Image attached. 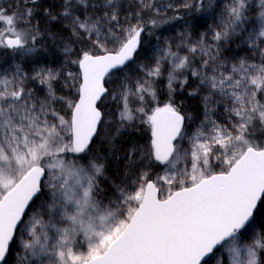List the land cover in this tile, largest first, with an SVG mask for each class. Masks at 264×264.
Returning <instances> with one entry per match:
<instances>
[{
	"label": "snow or ice",
	"instance_id": "6c2138e0",
	"mask_svg": "<svg viewBox=\"0 0 264 264\" xmlns=\"http://www.w3.org/2000/svg\"><path fill=\"white\" fill-rule=\"evenodd\" d=\"M41 7L0 0V52L38 51ZM218 7L62 0L59 11L44 10L45 21L69 31L63 53L75 68L0 72V264L13 249L17 264H264V140L255 135L264 136V0L258 31L242 27L249 0H227L199 39L185 22L179 39L157 36L151 57L138 62L145 38L181 19L180 10ZM233 37L259 62L224 55ZM57 80L67 94L57 95ZM185 91L204 110L191 134L176 100ZM108 100L118 128L138 122L150 133L143 148L129 150L132 175L111 196L101 189L103 164L87 156ZM217 108L223 120L213 118ZM154 165L163 170L153 178Z\"/></svg>",
	"mask_w": 264,
	"mask_h": 264
},
{
	"label": "trees",
	"instance_id": "16d2710c",
	"mask_svg": "<svg viewBox=\"0 0 264 264\" xmlns=\"http://www.w3.org/2000/svg\"><path fill=\"white\" fill-rule=\"evenodd\" d=\"M211 1L213 0H205L206 4ZM250 1L251 2H249V4L252 5V7H250L248 10V18L252 20L256 17L257 10L255 8V5L258 0ZM158 2L165 3L166 0L165 2L164 0H158ZM40 3L42 7L40 9V14L36 18L37 22L41 26V36L39 38V43L37 44L38 51L29 58H24L22 60L18 58L14 59L16 61L14 63V67L16 64H19L26 75H34L37 69L40 67L39 65H45L51 68L58 67L60 70L64 67H67L69 70H72V68H75V66L66 64V57L61 56L58 53V46L60 43L67 41L68 36L70 35L69 31L58 22L49 23L43 19L44 10L51 9L54 12L59 11V5L62 3V0H40ZM215 5L216 3L214 4V6ZM125 10H127V3L125 4ZM208 11L210 10L206 9L202 12L190 13L187 9H182L179 13L182 16L181 19L169 20L167 23L161 24V26L155 30V35H162L166 30H169L173 27V23L188 21L189 24L194 25L192 29L191 39H199L202 33L208 31V26L213 22V19L211 20L213 14L208 17L204 16V14ZM169 13L170 14L168 15L171 16L172 12ZM171 37L178 39L175 35H171ZM152 42L153 40H144L142 51L139 54L138 62H144L146 57H151L153 51H151V49L148 50L146 46L151 44ZM78 47L80 46L74 45V48ZM225 53L229 57L235 56L238 58L250 59L252 61L259 60V55L257 52L249 49L247 50L243 43H241L239 40L237 41V39H235L233 43L230 42L225 45ZM1 54L5 59H9L12 56L11 53L4 54L1 52ZM25 61H32V64L26 65ZM28 86L39 93L41 96L45 94L43 86L38 82L28 81ZM192 87H195V85L192 84V86L188 88V91H191ZM54 88L56 89L57 95H65L69 91V89L61 88V84L60 82H58V80L54 82ZM162 92L164 93L163 90ZM179 94L180 95L176 97L177 104L185 114L187 123L192 116L194 119L198 120L199 116L201 115L200 98L188 96L187 91L180 92ZM164 98H166V96L162 95V99ZM104 108L105 106L103 105V113L105 112ZM213 117L214 119L215 117H219V119L223 120L224 115L221 109L219 110V112H215ZM115 132L116 128L111 126L108 130L106 138H104L106 139L105 141L100 139L101 136L99 135L96 138L95 142L90 146L92 156L99 159L104 166V175L100 179V185L102 191L107 193L109 196H111V190L115 186V184L128 179V177L132 175V173L128 169V165L126 164L127 162L125 161L129 150L132 149L133 146H136L137 144L139 145L140 143L146 145L150 138V133L148 132L146 126H141L138 131L127 128L126 132L122 134H118ZM115 134L116 137L113 138V135ZM257 134L261 140H264V136H261V133L259 131H257ZM139 159L137 162V167H139ZM257 230H259L258 226ZM18 247L19 245L17 244V248ZM18 256L19 253L17 252V250L13 249L11 256L8 258V264H17ZM213 264H215V261H213Z\"/></svg>",
	"mask_w": 264,
	"mask_h": 264
},
{
	"label": "rangeland",
	"instance_id": "374dc122",
	"mask_svg": "<svg viewBox=\"0 0 264 264\" xmlns=\"http://www.w3.org/2000/svg\"><path fill=\"white\" fill-rule=\"evenodd\" d=\"M176 3V4H179L181 2V0H166V2L164 4H167V3ZM227 0H214L211 2L212 4L216 3V5H219L218 8H215V13L213 14L212 10L208 11L207 13L204 14V16L208 17V16H211V14H213L211 20L213 19H216L219 15V12L222 11L223 9V5L224 3H226ZM249 2H251L249 0ZM259 2V3H258ZM261 2L262 0H258L256 5H255V8H256V17L252 20H250L249 18H247V21L245 22V24L242 26L243 28H245L247 30V32H253V31H258L259 30V27H260V24H259V21H258V16H259V13L261 11V8H260V5H261ZM213 4V5H214ZM259 5V6H258ZM169 12H172V10H168V14H170ZM187 23H189L188 21H186ZM172 28H170L169 30H166L162 35H160V39L161 41L164 40V39H175V38H172L171 35H175L178 39H179V36L180 34L184 31V26H185V22H178V23H173L172 24ZM156 34V33H155ZM242 35H244L246 37V33H242ZM158 35H149L147 36L145 39L148 41V40H153V42L149 45H147L146 47L149 49H151V51H154L155 49V46L157 45L158 41H157V37ZM237 39V41L239 40L241 43H243V45L245 46V48L248 50H253L254 52H257L254 50L253 47H249L248 45L245 44L244 42V39H240V38H237V37H233V39H231L230 41H228L227 43H230ZM194 40V39H193ZM67 41H64L62 43L59 44L58 46V53L61 55V56H64V53H63V46L64 44L66 43ZM226 43V44H227ZM225 44V45H226ZM258 53V52H257ZM223 54L228 56L226 53H225V47L223 49ZM259 55V54H258ZM33 56V55H31ZM30 56H27V57H21L19 55H12L9 59H5L3 57V55L1 54L0 52V71L1 72H4V71H11L14 69V63L16 62L14 59L18 58L20 60L24 59V58H29ZM259 60L261 59V56L259 55ZM258 61H254V62H259ZM26 65H31L32 64V61H25ZM40 67L37 69V71L41 68H49V69H54V70H57L59 71L60 69L58 67H55V68H51L49 66H45V65H39ZM74 69V67L72 68ZM58 82H60L61 84V88H65L63 85H64V81L63 80H58ZM195 85V84H194ZM162 87V90L164 91V96H166V83H162L161 86ZM68 89V88H66ZM69 92V91H68ZM67 92V93H68ZM66 93V94H67ZM180 94L178 93L177 96H179ZM104 125L101 127L100 131H101V134H100V139L102 140H106L104 138H106L107 136V133H108V130L110 129L111 126L115 127L116 128V132L115 133H124L126 132L127 128H118L117 125L119 124V113L117 111V105H116V102L115 101H112V100H108V101H105L104 103ZM200 108H201V115L199 116L198 120L194 119L193 116L190 117V119L188 120V123H187V119H186V130L189 134H191L192 132H194L196 130V128L200 125V122L201 120L203 119V115H204V110H203V106L202 104L200 105ZM220 108H217L216 109V112H219ZM224 115V114H223ZM214 116V115H213ZM214 118V117H213ZM216 118V117H215ZM194 122V123H192ZM142 125H140L138 122H137V126L135 128H131L132 130H136L138 131L139 128L141 127ZM143 127V126H142ZM109 128V129H108ZM117 134V135H118ZM257 134V132L255 133V135ZM257 137L258 134L256 135ZM116 137V134L113 135V138ZM260 138V137H259ZM187 142H185L186 144ZM136 146L140 147V148H143V143H140L139 145L137 144ZM87 156L89 159H92V158H96V157H93L92 156V153L91 151L89 153H87ZM140 157L137 156L136 160L138 162V159ZM140 160V159H139ZM100 161V160H99ZM125 161L127 162L126 164L128 165L129 161L127 159H125ZM101 163V161H100ZM102 164V163H101ZM126 165V166H127ZM162 170H163V166H153L152 169H151V174L153 176V178L157 175V174H162ZM19 245V244H18Z\"/></svg>",
	"mask_w": 264,
	"mask_h": 264
},
{
	"label": "bare ground",
	"instance_id": "6f19581e",
	"mask_svg": "<svg viewBox=\"0 0 264 264\" xmlns=\"http://www.w3.org/2000/svg\"><path fill=\"white\" fill-rule=\"evenodd\" d=\"M164 2H165V0H164ZM211 2H212V1H211ZM258 3H259V2H258ZM258 3H257V4H258ZM258 6H259V5H258ZM256 135H257V134H256Z\"/></svg>",
	"mask_w": 264,
	"mask_h": 264
},
{
	"label": "water",
	"instance_id": "95a60500",
	"mask_svg": "<svg viewBox=\"0 0 264 264\" xmlns=\"http://www.w3.org/2000/svg\"><path fill=\"white\" fill-rule=\"evenodd\" d=\"M95 140H96V138H95ZM91 145H92V144H91ZM91 145H90V146H91Z\"/></svg>",
	"mask_w": 264,
	"mask_h": 264
}]
</instances>
